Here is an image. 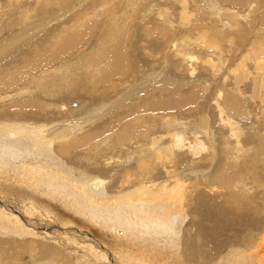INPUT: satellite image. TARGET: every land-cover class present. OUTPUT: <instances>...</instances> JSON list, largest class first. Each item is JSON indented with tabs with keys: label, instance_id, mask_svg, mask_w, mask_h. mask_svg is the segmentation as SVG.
<instances>
[{
	"label": "bare ground",
	"instance_id": "1",
	"mask_svg": "<svg viewBox=\"0 0 264 264\" xmlns=\"http://www.w3.org/2000/svg\"><path fill=\"white\" fill-rule=\"evenodd\" d=\"M262 3L0 0V264H264Z\"/></svg>",
	"mask_w": 264,
	"mask_h": 264
},
{
	"label": "rangeland",
	"instance_id": "2",
	"mask_svg": "<svg viewBox=\"0 0 264 264\" xmlns=\"http://www.w3.org/2000/svg\"><path fill=\"white\" fill-rule=\"evenodd\" d=\"M264 4V0H263V3H262V5ZM7 13V12H6ZM5 13V14H6ZM5 14H4V16H5ZM17 23H19V17H13L12 19H10L9 21H8V24H7V28L9 29L10 27H13L12 25H15V24H17ZM20 44V43H19ZM73 106H75V105H73ZM73 122H76V121H73ZM48 193H50V194H56L57 193V191L56 190H53V191H47ZM61 196H64L65 197V193H63V194H60ZM174 250V249H173ZM17 264V263H16Z\"/></svg>",
	"mask_w": 264,
	"mask_h": 264
}]
</instances>
